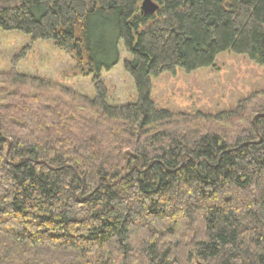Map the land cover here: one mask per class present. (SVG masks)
<instances>
[{
	"label": "trees",
	"instance_id": "1",
	"mask_svg": "<svg viewBox=\"0 0 264 264\" xmlns=\"http://www.w3.org/2000/svg\"><path fill=\"white\" fill-rule=\"evenodd\" d=\"M0 0V32L50 41L88 97L0 71V264H264V96L170 112L152 80L229 53L264 67V0ZM127 56L137 99L101 81Z\"/></svg>",
	"mask_w": 264,
	"mask_h": 264
},
{
	"label": "rangeland",
	"instance_id": "2",
	"mask_svg": "<svg viewBox=\"0 0 264 264\" xmlns=\"http://www.w3.org/2000/svg\"><path fill=\"white\" fill-rule=\"evenodd\" d=\"M126 58L121 50L119 64L110 72L102 73L101 78L109 101L117 105L137 99L134 82L123 70ZM12 63L20 73L50 79L88 97L93 96L90 76L76 71L73 60L50 41L31 42L17 33L0 32V71L9 70ZM262 92L264 67L245 57L224 53L217 57L212 68L190 74L175 71L152 80L151 99L157 108L170 112L216 114L232 110L239 101Z\"/></svg>",
	"mask_w": 264,
	"mask_h": 264
},
{
	"label": "water",
	"instance_id": "3",
	"mask_svg": "<svg viewBox=\"0 0 264 264\" xmlns=\"http://www.w3.org/2000/svg\"><path fill=\"white\" fill-rule=\"evenodd\" d=\"M157 10V6L152 0H143L140 6V12L143 15L153 14Z\"/></svg>",
	"mask_w": 264,
	"mask_h": 264
}]
</instances>
